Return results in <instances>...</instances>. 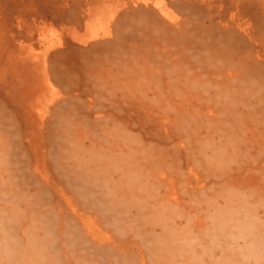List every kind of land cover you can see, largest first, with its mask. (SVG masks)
<instances>
[{"label": "rangeland", "instance_id": "374dc122", "mask_svg": "<svg viewBox=\"0 0 264 264\" xmlns=\"http://www.w3.org/2000/svg\"><path fill=\"white\" fill-rule=\"evenodd\" d=\"M0 264H264V0H0Z\"/></svg>", "mask_w": 264, "mask_h": 264}, {"label": "bare ground", "instance_id": "6f19581e", "mask_svg": "<svg viewBox=\"0 0 264 264\" xmlns=\"http://www.w3.org/2000/svg\"><path fill=\"white\" fill-rule=\"evenodd\" d=\"M2 81H3V79H2Z\"/></svg>", "mask_w": 264, "mask_h": 264}]
</instances>
